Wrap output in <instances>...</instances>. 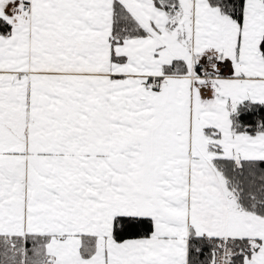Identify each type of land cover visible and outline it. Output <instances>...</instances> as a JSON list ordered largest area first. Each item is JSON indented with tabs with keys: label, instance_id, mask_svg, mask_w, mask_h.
Instances as JSON below:
<instances>
[{
	"label": "snow or ice",
	"instance_id": "1",
	"mask_svg": "<svg viewBox=\"0 0 264 264\" xmlns=\"http://www.w3.org/2000/svg\"><path fill=\"white\" fill-rule=\"evenodd\" d=\"M0 264H264V0H0Z\"/></svg>",
	"mask_w": 264,
	"mask_h": 264
}]
</instances>
